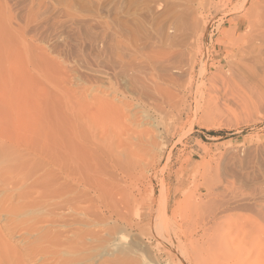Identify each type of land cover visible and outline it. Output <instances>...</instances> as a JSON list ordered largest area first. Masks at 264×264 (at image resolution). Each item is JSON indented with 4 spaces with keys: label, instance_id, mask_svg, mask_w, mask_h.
Wrapping results in <instances>:
<instances>
[{
    "label": "rangeland",
    "instance_id": "obj_1",
    "mask_svg": "<svg viewBox=\"0 0 264 264\" xmlns=\"http://www.w3.org/2000/svg\"><path fill=\"white\" fill-rule=\"evenodd\" d=\"M6 133L53 140L83 177H48L80 191L50 212L65 226L14 228L0 202L20 263L51 229L76 264H264V0H0Z\"/></svg>",
    "mask_w": 264,
    "mask_h": 264
},
{
    "label": "bare ground",
    "instance_id": "obj_2",
    "mask_svg": "<svg viewBox=\"0 0 264 264\" xmlns=\"http://www.w3.org/2000/svg\"><path fill=\"white\" fill-rule=\"evenodd\" d=\"M14 134H11V135L14 136ZM9 135H10L9 133L0 135V184L2 186H4V188H5V186L12 184V187H10V188L7 187V189H9V192L7 190H5V192L7 191L8 193H6L7 195H3L4 198L0 199V202H1V204H7L6 203L7 201H9L10 203H12L14 200L18 201V203L16 205H13V203H12V206L11 207L9 206L8 208H6V210L4 208L5 206L2 207L5 211H7L6 213L9 214L10 218H8V219H10L9 220L10 223L13 224L14 228L25 227L26 229H28V232H31V233L32 232L35 233V231H36V233H39L38 232L39 229H38V231L36 229L38 227H35V226H38V224H40V223H42L41 225H43V223L48 224V225L51 223V224L55 225V222H56L60 225L65 226L64 225L65 222L67 223L66 220H64L65 222L61 221V220H63L62 217H61L62 219L60 220L61 222L59 221V219L55 220V218L57 217L56 216L57 214L56 213H55L56 215L51 214L50 212L53 211L52 213H54L55 210H53V209H57V208H58L57 209L58 211H59V209L61 210L62 207L66 206L65 203L67 204L68 202H73V203L76 202V199L78 197L77 194H80V191L78 193L76 190L75 191L70 190L71 191L70 195H72L73 198L67 197V198H64V200L62 198L65 196L64 193L65 194L67 193V195H68V192H69L68 190L72 189V187H74V186L71 187V185H72L71 183L73 182V184L74 183L77 184V182L82 177L80 175L78 181H77V178L75 177V175H77V172L81 173V171L75 170V169H77L78 165H79V168L81 167L80 166L81 163L79 162L80 159H77L78 157L72 156V154L76 155L75 153L71 154L72 157L67 156V155H69V152L66 155L63 154V156L60 155V151H62V150L59 151V149L56 150L55 148L51 147L53 144H51L49 142L50 141L53 142V140H49V142H48V139H45V138L43 139V136L41 139H37L39 141H37V142L35 141V143H34L32 141H34L35 139L31 141L32 137H31V139H29L27 137V135H26V137L22 136L20 134L14 136V137L9 136ZM33 138H38V137H33ZM49 139H51V138H49ZM54 141L57 142V140H55V138H54ZM49 144H51V145H49ZM54 145H55L54 147L59 146V144H54ZM59 147H61V146H59ZM51 148H53V151H55V152L51 151ZM56 151H59V152L57 153ZM56 153H57V155L59 154V156H57ZM61 153H63V151ZM64 155H65V157L66 156L67 157L64 158ZM60 156H61V158H59ZM73 157H75V158H73ZM75 159H77V161H75ZM77 163H78V165H77ZM73 165H74V167H73ZM49 176H51V177L55 176L56 178H58V176H59L62 179H65L66 181H68L70 179L71 185L67 184L65 186L63 184L61 186L59 185V187L56 185L57 188L54 190L52 187L54 182H51V184H50V182H49L50 178L48 179ZM65 180H63L62 182H64ZM81 181L82 180H80L79 182L81 183ZM58 183L56 182V184H58ZM60 184H62V183H60ZM56 186H54V187H56ZM76 186H78V184ZM73 189H79V188L77 187V188H73ZM35 191H37V194L34 195ZM60 196L61 197L63 196V197L61 198ZM78 200H80V199H78ZM78 203L80 205V202H78ZM71 206H73V205H71ZM59 207H61V208H59ZM109 207H111V206H109ZM47 208H49L48 211H46V212L44 211L45 213L41 214V211L46 210ZM70 208H72V207H70ZM73 208H74V206H73ZM3 209H1V210H3ZM92 209H94V208H92ZM110 209L113 210L112 207ZM37 215H39V216H37ZM58 217H60V216L58 215ZM97 221L100 222L99 219ZM76 222L77 221H75V223ZM71 224H73V223H71ZM76 224H79V223L77 222ZM53 225H51V226H53ZM58 227L60 228L59 225H58ZM69 227H70V225H69ZM60 229H63V227ZM73 229H76V230H74V231L72 230V232H77V230L79 232V230H81L78 228H73ZM42 230H43V228H42ZM50 230L51 229H49L48 231L45 230L44 232L40 231L41 234L38 235L37 238L34 239V241L30 242V244L27 246L28 248L24 250V255L22 257H24V258L29 257V259L30 258L32 259V258H34V256H37V255H42L43 257L48 256V257H51L52 259H54L55 263L58 262V264H76L77 261L79 262L80 260H78V259L81 257H79L80 255L78 254V252H80V251L76 248V247H79V245H76V247L73 244L67 245L65 243V241L62 240V238H65L64 236L66 235V234L64 235L63 231L55 233L54 231L50 232ZM113 230L111 231V233H109L110 231L107 228V231H109L108 233L105 231L107 233V236H108V234L113 236L115 234L113 232ZM66 231L68 232V230H66ZM66 231H65V233H66ZM31 233H29V236L31 235ZM71 233L69 231L68 234H71ZM78 234L76 233L75 236L74 235L73 236L75 238H77ZM92 234H94V233H92ZM95 234H97V233H95ZM110 235L108 237H110ZM32 236L35 237V235H33V234H32ZM34 237H32V238H34ZM65 240H67V237ZM109 240H111V239H109ZM109 240H107V241H109ZM29 241H31V240L29 239ZM124 249H126V248H124ZM5 251H4V249L0 250V264H24L22 257L20 258L21 263L19 262V260H17L20 256L19 254L12 253V252H5ZM128 251L129 250H127V249H126V251H120V253H122V254L117 253V256H112V255H116V254L111 253L112 255L110 256L111 257L110 260L106 259L104 261H106V263L108 261L111 264H129V258L125 256L128 253ZM1 252H3V253H1ZM125 252H127V253L124 254ZM128 256H129V254H128ZM15 257H17V259ZM35 259H36V257H35ZM83 260H84V258H83ZM87 260H89V259H87ZM44 261H45V259L43 260V262ZM31 262H35V261H31ZM48 262H49V260L45 261L44 263L46 264Z\"/></svg>",
    "mask_w": 264,
    "mask_h": 264
}]
</instances>
